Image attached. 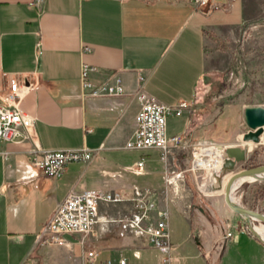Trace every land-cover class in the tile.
<instances>
[{
    "label": "crops",
    "instance_id": "0c3cea01",
    "mask_svg": "<svg viewBox=\"0 0 264 264\" xmlns=\"http://www.w3.org/2000/svg\"><path fill=\"white\" fill-rule=\"evenodd\" d=\"M211 2L219 6L196 7L194 0H0V90L7 86L9 75L34 85L20 106L36 117L34 128L42 149L84 146L93 151L89 161L67 164L57 178L33 168L28 139L18 136L0 142V149L8 152L7 160L0 154V248H5L8 264H20L26 257L38 264L84 262L79 245L71 239L70 247L35 243L40 227L69 190L159 184L161 163L156 151L143 152L131 161L118 156L135 127L138 76H144L142 88L164 103L194 100L205 77L208 35L223 34L244 20V0ZM85 46L88 51L83 50ZM83 61L97 67L92 74L95 80L119 77L125 94L79 97ZM188 114L186 108L167 123L168 133H182L187 143L168 157L174 168L201 133L193 128ZM240 142L238 138L226 144ZM151 153L147 160L144 155ZM141 158L145 179L121 171ZM199 199L203 203L197 206L199 219L194 217L189 226L196 250L193 254L179 251L169 264H211L206 254L213 247H217L213 255L221 261L230 254L231 239L225 237L231 229L228 211L220 209L217 197L209 206ZM130 208L129 200L98 205L96 229L106 231L111 225L108 229L113 230V235H104L103 242L110 244L101 248L99 258H110L113 264H118L119 256L128 264H163V255L145 239L116 235V226L110 222ZM210 216L216 224L210 223ZM169 222L172 241L171 212ZM176 234L173 239L182 249V237ZM32 252L36 255L31 256Z\"/></svg>",
    "mask_w": 264,
    "mask_h": 264
},
{
    "label": "rangeland",
    "instance_id": "374dc122",
    "mask_svg": "<svg viewBox=\"0 0 264 264\" xmlns=\"http://www.w3.org/2000/svg\"><path fill=\"white\" fill-rule=\"evenodd\" d=\"M208 1L210 2L211 0ZM244 5V20L240 25L234 26L223 34L208 35L204 50L205 77L198 83L195 98L187 107L189 109L188 117L194 126L193 128L201 130L198 135L199 140L207 139L220 144L236 141L241 138L247 129L243 121V105L264 106V0H244ZM204 7L209 9L206 4ZM170 118V116L167 118V123L175 119ZM193 140L195 139L193 138ZM247 149V159L238 163L234 170L264 163L263 143L254 144L253 147H247ZM142 153L143 151L124 149L118 156L122 161H131L133 158H139ZM152 155L151 153L144 156L148 160ZM183 155L184 159H180L181 157L178 155L179 162L175 168L172 167L168 158L165 161L160 160L161 177L158 181L159 184L156 186L147 187L136 184L140 188L152 190L155 201L159 199L160 205L168 204L169 209L165 206L160 208H165L168 211V221H170L171 212L172 228L174 229L173 238L175 239L176 233L182 237L181 240L184 245H182L181 249L176 240L172 238L171 241L170 230L171 247L166 255L167 259L165 262V256H162L163 264H169L172 258L179 254V251L185 254H193L196 250L189 226L190 220L193 222L194 217L199 219L200 211L197 206L203 204L199 197L204 198L202 201L208 206L212 199L217 197L220 200V209H225L230 215L227 219L230 222V231L232 232L229 237L231 239V242H229L230 254L224 261H221V257L213 255L217 247L209 249L206 256L211 260V264H264V242L253 236L245 219L226 205L223 194L216 193L206 196L198 191L196 180L203 178L204 187L207 186L204 169L196 172H185L183 187L179 193H174L166 183L165 175H171L172 169L184 170L189 166L191 160L190 147H187ZM121 171L128 173L122 169ZM230 172L224 170L223 175L228 176ZM132 174L145 176L146 172ZM209 183L213 185V183ZM122 188L127 191L130 190V188ZM203 190H206V188ZM235 196L239 199L237 200L241 205L264 213V179L243 182L236 188ZM220 209L219 212L221 211ZM129 210L123 212L121 217L125 214L127 215ZM218 218L217 220H219ZM220 219L226 220L225 216ZM117 220L110 222L116 226V235L118 237L132 235L129 232L120 235L118 233L119 221ZM209 221L214 224L217 222L213 216H210ZM255 222L258 221L255 220ZM110 227L111 225H108L106 231L96 229L95 233L86 235L83 242H80L81 237L79 235L72 236L67 234L66 238L78 244L79 249H81L80 253L83 255L88 250H94L100 256L99 251L101 248L110 244L103 242L104 235L109 232L113 235V230H109ZM105 232L107 233L103 234ZM239 232H241V235L237 239L236 236ZM185 233L189 234L184 237ZM140 238L146 240V237ZM35 243L37 244L36 239ZM6 254L5 248H0V264H8ZM32 255H36V253L32 252Z\"/></svg>",
    "mask_w": 264,
    "mask_h": 264
},
{
    "label": "built area",
    "instance_id": "2783aa9c",
    "mask_svg": "<svg viewBox=\"0 0 264 264\" xmlns=\"http://www.w3.org/2000/svg\"><path fill=\"white\" fill-rule=\"evenodd\" d=\"M196 7L204 6L209 9L218 7L219 4L208 0H194ZM88 51L89 47H83ZM97 67L87 62H81L79 75V92L81 98H104L118 97L125 94L122 81L117 76L95 80L92 76ZM144 76L139 74L138 87L134 97L138 108L135 114V127L131 135L126 139L123 148L143 152L156 151L159 160L165 161L181 146L187 145L183 134H170L167 130V118L179 116L190 103L181 101L176 104H167L158 100L142 88ZM34 87L32 83L24 84L16 76L9 75L7 86L0 90V142L28 139L32 147L30 150V163L35 170L51 177H61L67 164L71 162H86L93 151L87 147L65 149H42L35 132L36 117L25 112L21 106L23 97ZM217 143L202 139L189 144L191 160L184 170H171V175H165V181L174 193H179L184 183V173L196 172L204 169L200 159L208 157L202 154L205 148H212ZM221 148V163L225 156V148ZM4 160L8 159V152L0 149ZM123 171L139 174L144 171V158L122 167ZM198 191L202 195L212 193L210 184L204 187L203 178L196 180ZM206 190H203L204 188ZM152 190L133 185L130 190L122 187L112 189L87 188L81 190H69L64 197L55 205L47 220L36 234V242L42 246H65L70 247L72 242L66 235H79L80 242L88 234L96 231L98 219V205L100 203H116L125 200L131 202L129 213L120 218V235L129 232L135 237H146L147 242L165 256L170 251V228L169 214L165 208L158 207ZM227 231L225 237H230ZM118 264H128L124 256H119ZM20 264H36L30 257H26ZM81 264H113L110 258H99L98 252L88 250L84 253V262Z\"/></svg>",
    "mask_w": 264,
    "mask_h": 264
},
{
    "label": "water",
    "instance_id": "95a60500",
    "mask_svg": "<svg viewBox=\"0 0 264 264\" xmlns=\"http://www.w3.org/2000/svg\"><path fill=\"white\" fill-rule=\"evenodd\" d=\"M27 83V81H25ZM243 121L247 126V130L242 134L241 140L239 144L228 145L225 148V156L221 166V174L218 178L220 187L221 177L223 176V171L227 170L230 172L228 179L224 185L223 199L226 205L234 212L242 215H246L251 218H255L264 222V213L247 208L238 203H231L230 201V186L237 177L241 176H249L252 174H257L264 172V163L256 166H251L247 168H241L239 170H234L235 166L238 163L245 161L247 159V147H245V143L252 142L254 144L263 143L264 144V106L261 105H247L243 108ZM233 170V171H232ZM210 189L216 188L213 185H210ZM243 217V216H242ZM246 224L248 226L249 231L255 236L259 241L264 242L261 239L253 227L250 225V222L244 217Z\"/></svg>",
    "mask_w": 264,
    "mask_h": 264
},
{
    "label": "bare ground",
    "instance_id": "6f19581e",
    "mask_svg": "<svg viewBox=\"0 0 264 264\" xmlns=\"http://www.w3.org/2000/svg\"><path fill=\"white\" fill-rule=\"evenodd\" d=\"M241 142H242V140H241ZM222 145H224V144L217 143V145H215L212 148H205L204 150H202V154L207 153V154H209V156L200 159L201 166L204 167V170L206 173L207 184H210L209 182H211V183H213V186L216 187V188H214L215 190H213L212 194H216V193L217 194L218 193L223 194L225 182L230 175V174L228 176L223 175L221 177L220 187L217 188V185H219L218 178L220 177L221 166H222V163H221L222 162L221 161V148H223ZM228 145L229 144H227L226 146H228ZM245 145H246V147L251 148V147H253L254 143L247 142V143H245ZM262 179H264V172L252 174L249 176H241V177L235 178V180L233 181V183L230 186V190H231L230 201H231V203H238L239 202L238 201L239 199L235 196V190L239 185H241L243 182H246V181L253 182V181L262 180ZM208 195H211V193H209ZM242 216H243V218L245 217L250 222V225L253 227V229L255 230L257 235L261 239L264 240V222L261 220L255 219V218L248 217L246 215H242ZM255 220H257L258 222H255Z\"/></svg>",
    "mask_w": 264,
    "mask_h": 264
},
{
    "label": "trees",
    "instance_id": "16d2710c",
    "mask_svg": "<svg viewBox=\"0 0 264 264\" xmlns=\"http://www.w3.org/2000/svg\"><path fill=\"white\" fill-rule=\"evenodd\" d=\"M138 177V179H145L147 175L143 176V175H136ZM138 184V183H137ZM140 185H143L142 183L139 182ZM38 264V263H36Z\"/></svg>",
    "mask_w": 264,
    "mask_h": 264
}]
</instances>
